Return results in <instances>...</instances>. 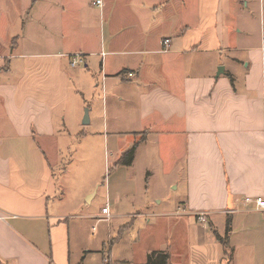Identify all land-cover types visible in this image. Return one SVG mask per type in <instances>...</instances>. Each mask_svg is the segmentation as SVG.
Instances as JSON below:
<instances>
[{
    "label": "crops",
    "instance_id": "1",
    "mask_svg": "<svg viewBox=\"0 0 264 264\" xmlns=\"http://www.w3.org/2000/svg\"><path fill=\"white\" fill-rule=\"evenodd\" d=\"M95 1L0 0V264H91L98 248L73 251L78 219L108 220L107 204L122 242L139 218L162 235L120 261L168 250L169 264H224L229 217L248 233L244 264H264V211L245 201L264 196V0ZM74 160L114 168L99 213L87 208L103 178L73 193ZM162 182L180 211L154 209Z\"/></svg>",
    "mask_w": 264,
    "mask_h": 264
},
{
    "label": "rangeland",
    "instance_id": "2",
    "mask_svg": "<svg viewBox=\"0 0 264 264\" xmlns=\"http://www.w3.org/2000/svg\"><path fill=\"white\" fill-rule=\"evenodd\" d=\"M259 29V27H258ZM263 31H264V25H263ZM19 32L12 33L13 37H16ZM7 34V30L5 26H0V42L6 43L4 41L5 36ZM13 46L10 45L9 48H7V51L9 52L11 47ZM7 47V45H6ZM6 49V48H5ZM102 94V88L97 89V95L96 99H90L89 103L94 104L96 106L100 97ZM99 100H98V99ZM97 108V106H96ZM75 161V160H74ZM97 169L95 171L92 169L93 167L91 164L88 163V165H84L81 161H75L73 164L69 167V172H70V177H71V186H72V192H77L78 187L77 184L79 183H85L88 182L92 177L95 175L102 176L101 179L103 186L99 189V194L97 198L95 199L96 201L93 203L92 206H90L88 209V212L92 213H99L101 206H102V196L103 193L106 191L107 185L110 188L112 186L113 180H114V175L113 171L114 168L110 167V165H106L105 160L102 161V167L101 171L99 168V165H96ZM95 166V168H96ZM101 174V175H100ZM153 184L156 186V184L160 185L159 183L155 184V181H153ZM163 184V182H162ZM163 186H166V197L165 201L162 203H154V209L155 210H168L170 212H177L180 211V208L182 206V201H177L175 198V190L172 188H169V183L165 182ZM113 187V186H112ZM115 206H112L114 208ZM113 214V212H112ZM114 218V217H112ZM173 217L171 218V220ZM112 220V219H111ZM108 221V220H98L96 218H89V220H84L78 219L80 221L81 227L79 230V235L76 234V238L73 241V245L75 246L73 251L77 252L78 249L84 245H87L88 247L92 248H98L99 250H96L97 252L90 258L92 259L91 264H112L119 262L120 260H124L125 258H130L131 262L134 263V261H139L141 260L140 256H142L143 251L146 249H149V246H154L156 244V241H160L162 238V235L151 231L148 229L146 230V223L144 218H139V226H137L133 233L130 234L129 238L126 237L127 241L123 242L120 239V233H118V226L120 224V221ZM84 222V223H83ZM110 222V224L108 223ZM108 224L113 227V229H116V231L111 230L110 234L108 232ZM91 225L92 228H91ZM231 226H232V221H231ZM237 228V230H236ZM139 229V230H138ZM92 230V231H91ZM179 230L182 231V229L179 227ZM236 233L233 236V247L235 243H238V246L233 247H228L227 251H225L224 246L222 248V255L225 257L224 258V264H235L238 259H241V262H245V259L249 257V252L248 251V246L246 243H243L240 240H245V238L248 236V233L246 230H244L243 227H237L235 226L230 231V234L233 233V231ZM252 234L256 235L258 237V249L257 254L261 257V254L264 253V229H261L260 227H257L255 229H252ZM90 232L93 233L94 238L89 239ZM226 233V230H225ZM134 236V237H133ZM134 238H137V247H133L132 240ZM81 243V244H78ZM135 248V249H134ZM235 250V251H234ZM111 261V262H110Z\"/></svg>",
    "mask_w": 264,
    "mask_h": 264
},
{
    "label": "trees",
    "instance_id": "3",
    "mask_svg": "<svg viewBox=\"0 0 264 264\" xmlns=\"http://www.w3.org/2000/svg\"><path fill=\"white\" fill-rule=\"evenodd\" d=\"M135 150H136V145H134L128 152L123 154L121 163L125 165H131L135 157L134 155ZM226 226H227V230L225 236L221 237L216 232V237L221 242V244H223L225 251H227V248L230 246V241L228 237L232 229V226H231V218L229 217L227 218ZM169 260H170V253L168 250H160V251L152 250L147 255L146 264H169ZM115 264H129V262L120 261V263H115Z\"/></svg>",
    "mask_w": 264,
    "mask_h": 264
},
{
    "label": "built area",
    "instance_id": "4",
    "mask_svg": "<svg viewBox=\"0 0 264 264\" xmlns=\"http://www.w3.org/2000/svg\"><path fill=\"white\" fill-rule=\"evenodd\" d=\"M103 3V0H96L94 2L95 5H99L101 6ZM86 63V54L84 53H74L70 55V65L72 67H80V66H84V64ZM136 76L135 72H129V74H127V77H134ZM245 201L247 203H254L255 207L257 210H261L264 211V196H250V197H246ZM102 214L105 215V218L110 220L112 218L111 212H110V206L109 204H107V206H105L102 209ZM8 215H3L0 214V218L5 219ZM199 220L202 221L203 223L207 222V217L206 214L200 213L199 214Z\"/></svg>",
    "mask_w": 264,
    "mask_h": 264
},
{
    "label": "water",
    "instance_id": "5",
    "mask_svg": "<svg viewBox=\"0 0 264 264\" xmlns=\"http://www.w3.org/2000/svg\"><path fill=\"white\" fill-rule=\"evenodd\" d=\"M85 112H86V115H85V121H84V124H86V123L89 122V112H88V108H86Z\"/></svg>",
    "mask_w": 264,
    "mask_h": 264
}]
</instances>
